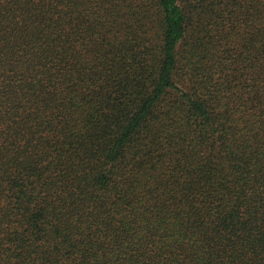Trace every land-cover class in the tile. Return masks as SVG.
<instances>
[{
  "label": "trees",
  "instance_id": "obj_1",
  "mask_svg": "<svg viewBox=\"0 0 264 264\" xmlns=\"http://www.w3.org/2000/svg\"><path fill=\"white\" fill-rule=\"evenodd\" d=\"M0 264H264V0H0Z\"/></svg>",
  "mask_w": 264,
  "mask_h": 264
}]
</instances>
